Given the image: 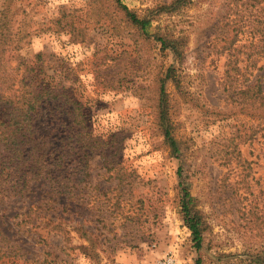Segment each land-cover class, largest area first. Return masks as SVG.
<instances>
[{
  "label": "rangeland",
  "instance_id": "rangeland-1",
  "mask_svg": "<svg viewBox=\"0 0 264 264\" xmlns=\"http://www.w3.org/2000/svg\"><path fill=\"white\" fill-rule=\"evenodd\" d=\"M173 1L121 0L150 20L144 31L117 0H12L9 28L24 18L44 27L12 53L35 65L30 75L67 91L63 106L33 113L32 129L50 151L48 167L65 144L70 192L40 175L8 191L0 264H264V123L236 92L244 81L264 87L251 31L264 0ZM164 34L180 39V58L161 46ZM170 66L177 153L159 124L160 78ZM74 158L80 180L71 187ZM180 179L201 216L200 247L183 219Z\"/></svg>",
  "mask_w": 264,
  "mask_h": 264
},
{
  "label": "trees",
  "instance_id": "trees-1",
  "mask_svg": "<svg viewBox=\"0 0 264 264\" xmlns=\"http://www.w3.org/2000/svg\"><path fill=\"white\" fill-rule=\"evenodd\" d=\"M185 1L174 0L172 4L177 6ZM258 1L261 3L260 0ZM6 2L5 9L0 13V200L8 195L10 189L13 192L21 191L27 186L32 177L39 175L53 184L52 186L58 193L70 192L68 182L63 181L66 172L63 166L66 153L65 144L61 142L58 144L52 165L48 167L46 156H48L50 151H46L45 146L40 144L38 138L34 137V130L32 129L33 113L44 104H53L54 108L63 106L66 103L67 91L63 86L52 85L43 78L36 77L35 74L30 75L29 72L35 70V65H28L23 58L12 53L14 50L28 45L31 36L44 27L33 26L32 21H26L24 18L21 20L22 22H19L21 26L18 24L17 29L9 28L10 19H7L6 16L10 12L9 8L13 3L12 0H7ZM117 2L132 22L137 24L142 30H147L150 23L147 17L138 16L121 0H117ZM249 2H251L252 6L255 4L254 0ZM257 12L258 15L251 31L258 34L254 48L255 52L262 56L264 55V2L261 3V6H258ZM59 20L60 18H57L58 22ZM46 28L51 27L47 26ZM75 30L74 32L78 34L82 33L80 27H76ZM157 39L160 40L162 47L171 49L175 58L181 57L182 42L179 38L164 34L158 35ZM250 44H252V41H250ZM12 57H14V62H10ZM252 63L256 64L254 61ZM233 78L229 73L225 75L224 79L228 86L232 85ZM167 79L175 80L178 83L175 68L168 67L164 76L160 78L158 97L159 124L172 152L177 153L179 150L178 141L171 133L167 111L168 98L165 87ZM236 92L242 97V102H250L258 108L257 116L264 123V87L259 82L251 84L244 81ZM77 108L75 106L70 112H76ZM260 130L264 134V124L260 125ZM72 148L78 151L76 146L73 145ZM72 163L73 171L70 172L71 187L77 185L80 180L77 170L81 167L80 162L75 158ZM178 173L181 178L183 176L181 168L178 169ZM9 180H11V185H5ZM179 184L182 193L180 205L183 219L190 229L194 244L200 247L202 242L201 216L193 209L191 204L193 197L184 184L183 179H180ZM29 209L23 211L21 222L25 221V219L30 220L31 207ZM58 229H61L60 223L58 224ZM1 236L4 237V235ZM196 264H199V259L196 260Z\"/></svg>",
  "mask_w": 264,
  "mask_h": 264
},
{
  "label": "built area",
  "instance_id": "built-area-1",
  "mask_svg": "<svg viewBox=\"0 0 264 264\" xmlns=\"http://www.w3.org/2000/svg\"><path fill=\"white\" fill-rule=\"evenodd\" d=\"M172 263L173 260L170 257H166L160 262V264H172Z\"/></svg>",
  "mask_w": 264,
  "mask_h": 264
}]
</instances>
